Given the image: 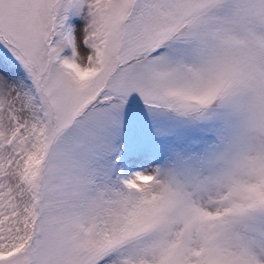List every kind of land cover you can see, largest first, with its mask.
I'll return each mask as SVG.
<instances>
[{
    "label": "snow or ice",
    "instance_id": "snow-or-ice-1",
    "mask_svg": "<svg viewBox=\"0 0 264 264\" xmlns=\"http://www.w3.org/2000/svg\"><path fill=\"white\" fill-rule=\"evenodd\" d=\"M0 264H264V0H0Z\"/></svg>",
    "mask_w": 264,
    "mask_h": 264
}]
</instances>
